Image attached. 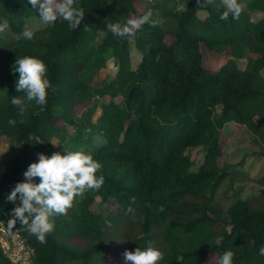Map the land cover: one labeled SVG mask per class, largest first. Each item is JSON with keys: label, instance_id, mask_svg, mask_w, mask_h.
Wrapping results in <instances>:
<instances>
[{"label": "trees", "instance_id": "obj_1", "mask_svg": "<svg viewBox=\"0 0 264 264\" xmlns=\"http://www.w3.org/2000/svg\"><path fill=\"white\" fill-rule=\"evenodd\" d=\"M237 2L239 18L230 14L227 20L220 19L221 0L208 5L185 0L182 9L159 4L161 16L152 14L156 27L145 24L120 38L107 25L144 14L136 0H80L86 15L76 30L66 21L42 24L29 0H0V24L6 23L10 33L7 38L0 32V138L18 146L13 158L0 164V228L3 223L21 235L32 250L31 264H114L109 253L123 258L125 252L118 241L131 251L159 249L164 254L159 264H202L227 250L234 253L233 264H264L259 254L264 207L258 198L237 199L225 211L215 202L229 171L219 163L225 125L247 127L254 141L264 144V0ZM36 20L39 24L32 26ZM26 24L35 30L31 41L18 39ZM132 44L141 54L135 67ZM226 49L225 66H206L204 50ZM244 50L250 56L242 70L231 57H243ZM24 56L43 60L56 88L48 90L43 110L32 102L20 112L11 104L12 96L22 95L12 65ZM110 58L117 66L115 78L94 87L93 75ZM106 95L111 101L103 104L97 121L89 106L76 110ZM56 121L74 129L59 149L50 142L60 128ZM194 148L203 149L197 169L187 152ZM65 149L90 154L102 164L101 188L77 197L67 215L53 217L46 244L21 230L19 222L10 231L15 204L8 194L39 153L66 154ZM259 180L264 184V174ZM258 194L264 200V188ZM98 197L116 204L117 213L92 210ZM1 244L0 238V264H15Z\"/></svg>", "mask_w": 264, "mask_h": 264}, {"label": "clouds", "instance_id": "obj_2", "mask_svg": "<svg viewBox=\"0 0 264 264\" xmlns=\"http://www.w3.org/2000/svg\"><path fill=\"white\" fill-rule=\"evenodd\" d=\"M33 9L38 7L40 22L47 26H55L58 21L67 22L69 30H76L81 26L85 11L80 0H29ZM200 3V0H197ZM205 5L214 3V0H204ZM224 11L220 19L227 20L229 15L238 19L241 6L237 0H221ZM152 19V12L130 18L127 23H109L107 29L115 36L125 38L134 35L145 24L157 26ZM87 27V25H85ZM7 24H0V32L5 31ZM35 38V30L25 25L18 39L31 41ZM12 73H18L16 91L22 95L12 96L11 104L20 112L27 104L34 102L43 110L47 104L48 90L56 91L48 78V68L45 62L32 56L16 57L12 65ZM9 125L16 121L9 120ZM59 145L56 141H50ZM66 154L53 152L51 156L38 154V161L32 162L24 172L25 179L17 182L7 200L15 204L11 210L8 227L11 231L19 228L34 236L40 244H46V237L54 231L53 217L67 215L74 207L77 197H83L89 191H96L104 183V176L97 175L102 164L92 155L82 151H68ZM39 178V183L34 181ZM134 202V199H133ZM129 212L134 210L129 207ZM264 256V246L259 249ZM163 253L152 246L137 247L134 251L126 250L123 254L125 264H159ZM234 253L227 250L222 253L218 264H233Z\"/></svg>", "mask_w": 264, "mask_h": 264}, {"label": "rangeland", "instance_id": "obj_3", "mask_svg": "<svg viewBox=\"0 0 264 264\" xmlns=\"http://www.w3.org/2000/svg\"><path fill=\"white\" fill-rule=\"evenodd\" d=\"M185 0H136V8L140 13H146L149 10L152 14L161 16L159 4H165L167 7L175 5L177 9H182ZM138 17L133 14L130 18ZM129 18V19H130ZM163 21L164 19L161 18ZM5 24V23H2ZM39 21H32V26H37ZM8 38L9 30L6 28L3 31ZM173 36H168L166 38L167 43H171ZM100 41V36L97 37L95 43ZM132 41V40H131ZM230 49L223 51H215L213 54L209 51L204 50L205 64L211 70L221 69L228 62ZM243 57L236 59L231 57V59L236 63L239 69L245 70L247 68V62L250 54L246 50L243 51ZM254 56V54H252ZM132 64L135 67L140 61L141 54L136 50L135 45L132 44L131 48ZM117 73V66L115 60L110 58L107 62L105 68L101 69L100 72L93 75L91 84L94 87H101L107 81L114 79ZM111 101V96L106 95L104 97H96L91 103L79 105L76 110L81 113L88 106L95 110L93 121H97L99 116L102 114L103 104L109 103ZM115 101L120 103L122 101L121 97H116ZM58 130H56V135L52 141H56L59 145H53L56 149H59L60 142L66 133L73 134L74 129L67 126L66 132L63 129L65 126L61 121H56ZM221 138L223 141V153L219 157V163L221 168L229 169L228 176L225 181L218 188L215 195V202L225 211L229 206H231L237 199H246L251 197H257L259 200L260 208L264 207V200L259 196V192L264 188V184L260 182V178L264 174V144L258 138V141H254L256 136L251 132L250 129L235 123H228L222 129ZM18 150V146L14 144L9 138L3 136L0 138V164H5L10 159L13 158ZM196 164V169L203 157L202 148L189 149L187 151ZM50 156L48 153H44ZM39 180V178H34ZM92 210L94 211H111L117 213L119 207L112 203L111 201L102 202L101 198H96L94 204L92 205ZM9 232L5 235L3 239L4 248H6L7 255L12 259L15 264H31L32 250L29 249L23 239L21 242H17L18 245H23L24 249L8 248L13 243V235L8 241L6 237ZM14 235V239H15ZM113 242H116L113 240ZM123 248L126 249V245L123 241H118ZM9 249V250H7ZM109 258L114 264H125L124 257L120 258L119 254L116 252L109 253ZM218 256L216 254L207 257L202 264H218Z\"/></svg>", "mask_w": 264, "mask_h": 264}, {"label": "built area", "instance_id": "obj_4", "mask_svg": "<svg viewBox=\"0 0 264 264\" xmlns=\"http://www.w3.org/2000/svg\"><path fill=\"white\" fill-rule=\"evenodd\" d=\"M9 231L4 227V225H3V223H2V226H1V228H0V238H1V245H2V248H3V250H4V252L6 253V248H4V245H3V239H4V237H5V235L8 233ZM15 233V234H14ZM14 233H11V232H9V234H8V236L6 237V239L8 240V241H10L9 239L11 238V235L12 234H14V235H16L15 236V239H14V235H13V243L9 246L8 245V248H12V249H16L15 248V246H18L19 248H17V249H24V247H23V245H21V243H20V245H18L17 244V242H21V235L18 233V232H14ZM7 250H9V249H7ZM7 254V253H6ZM8 256V255H7ZM10 258V257H9ZM11 259V258H10ZM12 260V259H11Z\"/></svg>", "mask_w": 264, "mask_h": 264}]
</instances>
